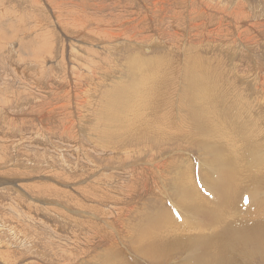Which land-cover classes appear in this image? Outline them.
Instances as JSON below:
<instances>
[{"label": "rangeland", "instance_id": "obj_1", "mask_svg": "<svg viewBox=\"0 0 264 264\" xmlns=\"http://www.w3.org/2000/svg\"><path fill=\"white\" fill-rule=\"evenodd\" d=\"M137 77L145 80L141 102L116 106L128 100L121 93ZM200 114L217 133L214 146L204 141L210 134ZM263 118L264 0H0V264H153L136 249L156 221L192 225L187 238L195 240L198 230L205 244L216 245L223 212L209 217L215 210L201 207L199 193L200 205L192 201L205 214L191 201L184 207L180 190L189 178L181 175L189 168V184L208 197H217L210 176L226 180L220 199L238 192L227 205L231 222L264 215ZM221 139L232 147L225 154ZM239 170L248 174L241 185ZM254 245L239 244L231 264H264ZM188 255L163 264H182Z\"/></svg>", "mask_w": 264, "mask_h": 264}, {"label": "bare ground", "instance_id": "obj_2", "mask_svg": "<svg viewBox=\"0 0 264 264\" xmlns=\"http://www.w3.org/2000/svg\"><path fill=\"white\" fill-rule=\"evenodd\" d=\"M74 25V24H73ZM23 29V28H22ZM21 29V30H22ZM245 32V31H244ZM107 33H109V32H107ZM89 37V36H88ZM74 38V37H73ZM34 39V38H33ZM81 39V38H80ZM213 39V38H212ZM212 41V40H211ZM95 42V41H94ZM120 42V41H119ZM34 43V42H33ZM82 43V42H81ZM126 45V44H125ZM29 46V45H28ZM73 46V45H72ZM79 46V45H78ZM74 48V47H73ZM237 48V47H236ZM113 49V48H112ZM234 49H235V47H234ZM114 50V49H113ZM119 50V49H118ZM194 50V49H193ZM40 51V50H39ZM47 53V52H46ZM49 54V53H48ZM136 57H137V55H135ZM132 57H134V56H132ZM135 58V57H134ZM134 58H131V59H134ZM192 58V57H191ZM119 59V58H118ZM130 59V58H129ZM135 60V59H134ZM136 61H138V59L136 60ZM192 61V60H191ZM202 61V60H201ZM200 62V61H199ZM130 63V62H129ZM143 62H141V64H142ZM145 63V62H144ZM143 63V64H144ZM190 63H192V62H190ZM203 63V62H202ZM132 64H133V61H132ZM131 64V65H132ZM137 64H138V62H137ZM140 64V65H141ZM148 64V63H147ZM211 64V63H210ZM209 64V65H210ZM131 65H130V68L132 69V67H131ZM134 65V64H133ZM139 65V64H138ZM190 65V64H189ZM192 65V64H191ZM194 65V64H193ZM198 66H200V64L198 65ZM197 66V67H198ZM204 66V65H203ZM139 67V66H138ZM137 67V65H136V67L134 66V68L135 69H133V70H137V69H139L138 70V72H141L142 70H140L141 68H138ZM187 67V66H186ZM188 67H190V66H188ZM194 67H195V65H194ZM193 67V69H197L196 67L194 68ZM202 67V66H201ZM205 67H207V66H205ZM204 67V68H205ZM137 68V69H136ZM144 69V68H143ZM190 69V68H189ZM192 69V68H191ZM208 70H210L209 68H208ZM190 71V70H189ZM197 72H199L198 71V69L196 70ZM89 72V71H88ZM131 72V71H130ZM129 72V73H130ZM136 71H134V73H135ZM185 72H187V71H185ZM191 72V71H190ZM90 73V72H89ZM186 74V73H185ZM135 75H136V73H135ZM150 75V74H149ZM195 75V74H194ZM71 76V75H70ZM137 76V75H136ZM136 76H133V77H136ZM191 76V75H190ZM193 76V75H192ZM132 77V76H131ZM145 77V76H144ZM196 77V76H195ZM220 77V76H219ZM218 77V78H219ZM141 77H137V78H135L133 81H132V83L130 82V85L129 86H126V88L124 89V94L123 93H121V96H122V98H123V96L125 97V99L126 98H128V100L126 99V100H124L123 101V104H122V106H119L120 104H115L114 102V100H112L111 98V100H112V102L116 105V106H118V107H124V104H125V102L126 101H130V100H135L136 101V103H138L139 102V100H140V102H141V97H142V92L140 93V91L142 90V84H143V86H144V81H141V80H139ZM196 78H199V76H197ZM221 78H223V77H221ZM78 79V78H77ZM193 78H191V80H192ZM213 78L211 77V80H212ZM151 80H153V79H151ZM188 80H189V78H188ZM190 80V81H191ZM194 80V79H193ZM198 80V79H197ZM205 80V79H204ZM88 81V80H87ZM130 81V80H129ZM141 81V82H140ZM195 81V80H194ZM193 81V82H194ZM215 81V80H214ZM213 81V82H214ZM188 82V81H187ZM192 82V83H193ZM199 82V80L196 82L195 81V83H198ZM221 82V81H220ZM157 83V82H156ZM191 83V82H190ZM192 83H191V85H192ZM222 83V82H221ZM230 83V82H229ZM95 84V83H94ZM129 84V83H128ZM186 84V83H185ZM194 84V83H193ZM206 84V83H205ZM211 84H213V83H211ZM70 85V84H69ZM154 85V84H153ZM189 86H191L190 84H188ZM188 85H186V86H188ZM195 85V84H194ZM197 86H199L198 84H196ZM209 86L210 84L208 83V84H206V86ZM197 86H191V87H195V88H197ZM212 86V85H211ZM225 86V85H224ZM95 87V86H94ZM190 87V88H191ZM200 87H202L201 85H200ZM199 87V88H200ZM204 87V86H203ZM203 87L201 88V89H203ZM97 88H99V87H97ZM96 88V89H97ZM186 88H188V87H186ZM205 88V87H204ZM213 88H215V86L213 87ZM206 89H208L207 87H206ZM205 89V90H206ZM216 89V88H215ZM198 90V89H197ZM210 90H213V89H211V87H210ZM88 91V90H87ZM146 91V90H145ZM194 91H196V90H194ZM116 92H117V90H116ZM198 92V91H197ZM201 92H204L205 93V91H201ZM213 92H215V90H213ZM140 93V94H139ZM183 93H184V91H183ZM187 93V92H186ZM185 93V94H186ZM193 93V92H192ZM191 93V94H192ZM204 93H202L203 94V96H205V94ZM212 93V91L210 92V93H208V94H211ZM232 93V92H231ZM84 94V93H83ZM113 94V93H112ZM119 93H117L116 95H118ZM200 94V93H199ZM214 95V94H213ZM119 96V95H118ZM188 96V95H187ZM199 96V95H198ZM208 97H210L209 95H207ZM232 96V95H231ZM84 97V96H83ZM202 97V96H201ZM233 97V96H232ZM198 98V97H197ZM211 98V97H210ZM214 98V97H213ZM219 98V97H218ZM261 98V97H260ZM259 98V99H260ZM121 99V98H120ZM118 100L117 99V101H120L121 102V100ZM123 100V99H122ZM151 100V99H150ZM198 100V99H197ZM203 100V99H202ZM214 100H215V98H214ZM213 100V101H214ZM261 101V99L259 100V102ZM36 102V101H35ZM189 102V101H188ZM197 102V101H196ZM215 102V101H214ZM217 102V101H216ZM263 102V101H262ZM261 102V103H262ZM30 103V102H29ZM127 103V102H126ZM191 103V102H190ZM194 103H195V101H194ZM129 104V103H128ZM188 104V103H187ZM192 104V103H191ZM197 105H198V102L196 103ZM196 104H194V105H196ZM209 104H211V103H209ZM224 104V103H223ZM127 105V104H126ZM132 105V104H131ZM206 105H208V104H206ZM205 105V106H206ZM221 105V104H220ZM233 106H234V104H232ZM256 105V104H255ZM258 105V104H257ZM108 106H110V105H108ZM134 106V105H133ZM137 106V105H136ZM141 106V105H140ZM142 106H144V105H142ZM202 106V105H201ZM204 106V107H205ZM209 106V105H208ZM211 106V108H213V105H210ZM252 106H253V104H252ZM251 106V107H252ZM117 107V108H118ZM189 107H191V106H189ZM193 107V106H192ZM195 107V106H194ZM232 107V106H231ZM261 107H263V106H261ZM104 108V107H103ZM105 108H107V107H105ZM110 108V107H109ZM112 108H114V106L112 107ZM111 108V109H112ZM121 108H119L120 110H121ZM198 108V107H197ZM196 108V109H197ZM200 108V107H199ZM202 108V107H201ZM209 108V107H208ZM210 108V109H211ZM219 108V107H218ZM229 108H230V106H229ZM233 108V107H232ZM136 109H138V108H136ZM207 109V108H206ZM220 109H223V108H220ZM234 109V108H233ZM245 109V108H244ZM11 110V109H10ZM103 110V109H102ZM109 110V109H108ZM125 109H123V111H124ZM130 111L131 110H134V109H129ZM139 110H141V109H139ZM208 110V109H207ZM230 110V109H229ZM232 110V109H231ZM105 111H107V110H105ZM113 111H114V109H113ZM112 111V113H114L115 114V112H113ZM127 111V110H126ZM246 111V110H245ZM119 112V111H118ZM121 112V114H122V110L120 111ZM219 112V111H218ZM228 112V111H227ZM15 113V112H14ZM105 113V112H104ZM111 113V114H112ZM117 113V112H116ZM124 113H125V111H124ZM210 111L208 112V115L210 116ZM225 113V112H224ZM231 114H232V112H230ZM238 113V112H237ZM110 114V115H111ZM131 114V113H130ZM139 114V113H138ZM218 114V113H217ZM227 114V113H226ZM248 114H250V113H248ZM115 115H117V114H115ZM122 115H124V114H122ZM126 115H128V113L126 114ZM133 115V117H134V114H132ZM143 115V114H142ZM218 115H220V113L218 114ZM223 115V114H222ZM233 115H234V113H233ZM238 115H239V113H238ZM252 115V114H251ZM113 116V115H112ZM111 116V117H112ZM119 116H121L120 114H119ZM118 116V117H119ZM128 116H130V115H128ZM128 116H126V117H128ZM135 116H137V115H135ZM200 116V117H199ZM204 116H207V115H204ZM202 114H200V115H198V117L197 118H200V119H204V120H206V121H203V122H205V124L207 125V127H204V125L205 124H203V126L202 125H200V126H202V127H204L205 129H206V131L210 134V135H208V133H206L208 136H205V138H204V141H205V143L206 144H212V142H213V140H214V142H215V139L213 138L212 139V135H216L217 133H216V131L214 130V128H212L211 126H210V124H208L207 123V119H205V117H204ZM212 116H214V115H212ZM231 116V115H230ZM236 116H237V114H236ZM249 116V115H248ZM116 117V116H115ZM131 117V116H130ZM150 117V116H149ZM193 117V116H192ZM247 117V116H246ZM136 118V117H135ZM214 119H215V117H213ZM248 118H250V117H248ZM260 118V117H259ZM138 119V118H137ZM136 119V120H137ZM198 120L199 122L200 121H202V120ZM209 119H212V118H210L209 117ZM209 119H208V121H209ZM226 119V118H225ZM224 118H223V122H224V124H225V122H226V120H225ZM240 119V118H239ZM252 119V118H251ZM254 119H256V118H254ZM264 119V118H263ZM101 120V119H100ZM128 120V119H127ZM127 120L126 119H123V120H121L120 121V124H121V126L124 128L125 126H126V122H127ZM135 120V121H136ZM186 120H188V118L186 119ZM194 120V119H193ZM213 120V119H212ZM212 120H211V124H212ZM225 120V121H224ZM246 120V119H245ZM250 120V119H249ZM192 121V120H191ZM255 122H256V120H254ZM182 122V121H181ZM186 122V121H185ZM189 122V121H188ZM195 122H196V120H195ZM199 122H196L197 124L199 123ZM210 122V121H209ZM222 122V123H223ZM245 122V121H244ZM247 123H248V121H246ZM250 122V121H249ZM257 122H259V120L257 121ZM110 123V122H109ZM130 123V122H129ZM128 123V124H129ZM134 123V122H133ZM195 123V124H196ZM222 123H217V124H222ZM227 123H229V122H227ZM226 123V124H227ZM251 123H252V121H251ZM150 124V123H149ZM184 124V123H183ZM201 124H202V122H201ZM243 124V123H242ZM147 125V124H146ZM180 125V124H179ZM192 125H193V123H192ZM205 125V126H206ZM216 125V124H215ZM228 125V124H227ZM229 125H231L232 126V123H229ZM235 125V124H234ZM96 126V125H95ZM181 126V125H180ZM197 126V125H196ZM195 126V128H197ZM200 126H199V128H200ZM213 126V125H212ZM220 126V128H221V125H219ZM231 126H229V127H231ZM238 126V125H237ZM245 126V125H244ZM98 127H99V125H98ZM148 127V126H147ZM184 127V125L182 126V128ZM189 127H191L190 125H189ZM201 127V128H202ZM214 127V126H213ZM216 127L217 126H215V129H216ZM228 127V126H227ZM175 127H173V129H174ZM203 128V129H204ZM233 128V127H232ZM243 128V127H242ZM186 129V128H185ZM192 129V128H191ZM219 129V128H218ZM177 130V129H176ZM184 130V129H183ZM187 130H190V128H188ZM192 130H196V129H194V126H193V129ZM197 130H199L198 128H197ZM224 130V129H223ZM222 130V131H223ZM230 130V129H229ZM237 130H238V128H237ZM242 130V129H241ZM173 131V130H172ZM180 131V130H179ZM182 131V130H181ZM203 132H204V130H202ZM225 131L226 132H228L227 131V129L225 128ZM231 131V133H232V130H230ZM230 131L228 132V136H229V133H230ZM246 131V133H247V130H245ZM253 131V130H252ZM108 132V131H107ZM167 132V131H166ZM175 132V131H174ZM184 132H185V130H184ZM219 132V131H218ZM221 132V131H220ZM244 132V131H243ZM165 133V132H164ZM173 133V132H172ZM180 133V132H179ZM183 133V132H182ZM189 133V132H188ZM187 133V131H186V134H188ZM192 132H190V134H191ZM205 133H201L202 135H204ZM222 133L224 134V132H221V133H218L220 136H221V138H222ZM236 133V132H235ZM234 133V131H233V134H235ZM185 134V133H184ZM190 134H189V136H190ZM199 134H200V132H199ZM201 134H200V136H201ZM205 134V135H206ZM226 134H224V135H226ZM232 134V135H233ZM242 135H243V133H241ZM249 134V133H248ZM101 135V134H100ZM167 135V134H166ZM197 135H198V133H197ZM196 135V136H197ZM231 135V136H232ZM237 135H239V133H237ZM241 135V136H242ZM246 135V134H245ZM249 135H251V134H249ZM102 136V135H101ZM179 136V135H178ZM187 136V137H186ZM185 137H186V141H187V138H188V135H186ZM199 136V135H198ZM234 136V135H233ZM232 136V137H233ZM240 136V135H239ZM244 136V135H243ZM243 136L241 137V138H243ZM130 137L131 138H133L134 136H131L130 135ZM192 137H193V139H194V137L195 136H193L192 135ZM201 137H203V136H201ZM217 137V139H220V138H218V135L216 136ZM231 137V138H232ZM247 137V136H246ZM251 138L253 137V136H250ZM250 137H249V139H250ZM170 138V137H169ZM174 138V137H173ZM196 138L197 137H195V139L194 140H196ZM226 138V137H225ZM235 138H236V135H235ZM239 137H237V139H238ZM180 139H182V137L180 138ZM184 139V138H183ZM191 139V138H190ZM190 139H188V141L189 142H192V140L190 141ZM203 139V138H202ZM222 139H224V138H222ZM222 139L220 140V141H222ZM230 139V138H229ZM229 139H228V141H229ZM233 139V141H234V138H232ZM232 139H230V141L232 140ZM245 139V138H244ZM226 140V142H227V139H225ZM247 140H248V138H247ZM185 141V140H184ZM197 141V140H196ZM200 141V140H199ZM198 141V142H199ZM219 141V142H220ZM235 141H236V139H235ZM238 141V143L241 141V139H240V141H239V139L237 140ZM182 142V141H181ZM180 142V143H181ZM201 142H203V141H201ZM243 143H244V140L242 141ZM247 142V141H246ZM246 142H245V144H246ZM253 142V140L250 142V145L251 146H253L251 143ZM134 143V142H133ZM200 143V142H199ZM223 143V141L221 142V144ZM225 143V142H224ZM223 143V147H222V149L223 148H232V147H224V144ZM229 143H231V142H229ZM232 143H234V142H232ZM238 143H234V144H238ZM254 143H255V141H254ZM201 144H204V143H201ZM227 144H228V142H227ZM187 145V144H186ZM207 145V146H208ZM213 146H214V144H212ZM239 145V144H238ZM237 145V146H238ZM242 145V147H241V149L243 148V144H241ZM216 146L219 148L220 147V143L218 144H216ZM215 146V147H216ZM230 146H234L235 147V145H230ZM246 146V145H245ZM250 146V147H251ZM208 147H211V146H208ZM214 147V148H215ZM239 147V146H238ZM21 148V147H20ZM213 148V147H212ZM213 148V149H214ZM237 148V147H236ZM234 148L235 149V155H236V153L240 150V148ZM249 148V147H248ZM216 149V148H215ZM214 149V150H215ZM220 149H221V147H220ZM239 149V150H238ZM247 149V148H246ZM250 149V148H249ZM249 149H247V150H249ZM124 150V149H123ZM216 150H219V149H216ZM238 150V151H237ZM244 150H245V148H244ZM246 150V151H247ZM220 151V150H219ZM224 151V149L223 150H221V152H223ZM231 151H232V153H234V150H232L231 149ZM237 151V152H236ZM246 151H244V152H246ZM124 152V151H123ZM227 152H228V150H227ZM226 152V156L224 157V160H228L227 158H229L228 157V153ZM39 153V152H38ZM216 153H218V155L217 156H219V154H221V153H219V152H217L216 151ZM224 153V152H223ZM232 153H231V155H232ZM239 153V152H238ZM237 153V154H238ZM44 154V153H43ZM225 154V153H224ZM38 155V154H37ZM189 155V154H188ZM231 155H230V157H231ZM239 155V154H238ZM191 156V155H190ZM221 156V155H220ZM223 157V156H222ZM233 157V156H232ZM232 157H231V159H232ZM239 157V156H238ZM1 158V157H0ZM234 158V157H233ZM237 158V155H236V157H235V159ZM202 159V158H201ZM231 159H229L230 161H231ZM239 159V158H238ZM238 159H236L235 161H238L239 162V160ZM181 161H182V158L180 159ZM216 160H217V158H216ZM233 160V159H232ZM258 160H260V159H258ZM181 161H179L180 163H181ZM189 161V160H188ZM192 161V160H191ZM203 161H205V160H203ZM229 161V162H230ZM234 161V160H233ZM234 161V163H236ZM252 160H250V162H251ZM178 162V163H179ZM182 162H185V161H182ZM208 162V161H207ZM222 162H223V160H222ZM228 162V163H229ZM28 163V162H27ZM189 163V162H188ZM203 163H205L206 164V161L205 162H203ZM218 163V162H217ZM227 163V164H228ZM1 164V163H0ZM182 164V163H181ZM187 164V163H186ZM191 164V163H190ZM204 164V165H205ZM221 164H223V166L225 167V170H223L224 169V167H223V171H225V174H227L229 171H227L226 170V166H225V164L224 163H221ZM230 164V163H229ZM237 164V163H236ZM247 164V163H246ZM261 165L263 164V161H262V163H260ZM260 164H258V163H255V162H252L251 163V165H252V167H258V165L260 166ZM180 165V164H179ZM185 165V164H184ZM183 165V166H184ZM215 165H218V164H215ZM214 165V167H217V166H215ZM51 166V165H50ZM177 166V165H176ZM181 167H182V165H180ZM188 167H191V171H192V166H189V164L187 165ZM186 166V167H187ZM207 167L209 166V165H206ZM205 166V167H206ZM219 166H220V163H219ZM228 166V165H227ZM187 167V168H188ZM210 167H212L211 165L209 166V168ZM222 167V166H221ZM239 167H240V165H239ZM238 167V168H239ZM243 167V166H242ZM162 168H164V167H162ZM174 168V167H173ZM179 168V167H178ZM213 168V167H212ZM236 168V167H235ZM246 168V167H245ZM164 169H168V167H166V168H164ZM163 169V170H164ZM184 169H186V168H184ZM208 169V168H207ZM211 169V168H210ZM209 169V170H210ZM217 169V168H216ZM229 169V168H228ZM230 169H231V166H230ZM240 169H242V168H240ZM6 170V169H5ZM155 170V169H154ZM180 170V169H179ZM188 170V171H187ZM186 171L187 172H189L190 170H189V168L187 169ZM212 170V169H211ZM210 170V171H211ZM213 170H215V168H213ZM242 170H244V169H242ZM248 170H249V168H248ZM167 171V170H166ZM176 171V170H175ZM174 171V172H175ZM182 171H183V169H182ZM185 171V170H184ZM183 171V172H184ZM226 171H227V173H226ZM232 171V170H231ZM235 171V170H234ZM240 172V174H241V170H239ZM247 171V170H246ZM245 170H244V172H246ZM155 172V171H154ZM164 172V171H163ZM177 173H178V171H176ZM181 172V171H180ZM187 172H185L184 174H183V176L181 175V177L183 178V180L185 179L186 180V178H189V182H190V177H189V174L187 173ZM237 172V171H236ZM168 173V172H167ZM169 173H172V170H171V172L169 171ZM233 173V172H232ZM239 173H236V175L237 174H239ZM242 173H243V171H242ZM4 174V173H3ZM9 174H10V172H9ZM191 174H192V172H191ZM228 174H230V173H228ZM239 174V175H240ZM244 174V173H243ZM246 175H240V176H238L239 177V185H241L242 183H243V180H245V178L247 177V173H245ZM164 175V174H163ZM173 175V174H172ZM178 175V174H177ZM166 176V175H165ZM204 178L203 179H205V175L203 174L202 175ZM210 176V175H209ZM233 176L235 177V175L233 174ZM167 177H169V176H167ZM172 177V176H171ZM174 177H176V175L174 176ZM178 177V176H177ZM181 177H179L180 179H181ZM238 177H236V178H238ZM164 178V177H163ZM206 178H208V175H207V177ZM221 178V177H220ZM235 178V179H236ZM249 178H250V175H249ZM26 179V178H25ZM31 179V178H30ZM166 179V181H167V179L168 178H165ZM241 179H243V180H241ZM163 180V179H162ZM172 180V179H171ZM177 180H178V178H177ZM191 180H194L193 179V176H192V179ZM206 181H207V179H205ZM248 179H246V181H247ZM168 181L170 182V180L168 179ZM180 181V180H179ZM179 181H178V184H179ZM168 182V184H170ZM177 182V181H176ZM182 182H185V181H182ZM189 182H188V179H187V184H185V183H182V184H184V186L181 184V182H180V187L181 186H183V187H181L182 189L180 190V189H178V188H175V189H177V190H180L181 191V196H182V200L180 199V198H178V200H179V202H178V204L180 205V200L183 202V203H181V204H185V206L184 207H186V205H188L189 206V208H190V205H192L191 203H189L190 201L191 202H193L194 203V201H192V199H195L196 201L195 202H197V196L198 197H201V196H203V204H202V208H204L203 206H204V203L205 204H207V210L209 211V212H213L214 210H215V214L213 215V213L209 216V217H212V218H214L215 217V215H216V213L218 212V211H222L223 212V219H222V221H221V229L220 230H218V231H215L214 232V234L215 233H217V232H219L220 233V231L221 230H223V233H221V234H219L218 236H217V244L215 245V244H213V242H210V243H212V245H210V243L207 245V244H205V243H208V242H205V237L204 236H202V233L200 232V233H198V232H196V231H198V230H196L195 232H193V233H195V234H198V237L194 240V237L193 238H191L190 236V233L192 232V230H190L191 228H193L192 227V225L191 224H193V223H191L190 225H191V228H189V230L191 231L190 233H189V230H188V228H186V229H183V228H181L179 225H175L173 222H171V221H163V222H159V221H156V222H154V223H152V224H148L149 225V228L143 233V237H141L140 239L139 238H137V240L139 241V243H138V248L136 249L137 251H139L138 253H140V255L142 256H144V257H149L150 258V260H152V263L153 264H163L164 263V261L166 260V259H168L169 257L170 258H172V257H174V256H176V254L177 253H179V252H182V253H185V252H187V253H189V255H188V258L186 257L185 258V260H184V262L182 263V264H231V263H233L234 262V259H233V257H232V253H233V251L238 247V245L239 244H241V243H244V245L245 244H255L254 246L255 247H259V249L263 252L264 250H263V248H264V215H255L254 217H250V218H248L247 220H245V219H238V220H236V221H233V222H231V220H229L230 219V211H228V208H227V205H229V203H230V201L233 199V197L235 196V195H237L238 194V192H232V193H230V194H227V195H225V196H223L221 199H220V195H219V192H218V190L217 189H219V190H221V189H226L227 187H228V184H227V182H226V180H223V179H221V180H219L218 181V179H216V181H215V178H213L212 176H210L209 177V180H208V183L210 182L211 183V185L210 186H208V187H210V189H211V187H212V190L214 191V193H215V195L217 196V197H208V196H206V195H204V194H202L199 190H198V188L196 187H194L193 185H195V181H193L194 183L192 184V182H191V185L189 184ZM165 183V182H164ZM173 183H175V181H173ZM207 183V184H208ZM209 183V184H210ZM23 184H24V182H23ZM171 184H172V182H171ZM170 184V185H171ZM206 184V185H207ZM164 185V184H163ZM165 185H167V183L165 184ZM173 185V184H172ZM21 186V185H20ZM19 186V187H20ZM27 186V185H26ZM145 186V185H144ZM176 187H177V183H176V185H175ZM22 187V186H21ZM128 187V186H127ZM173 187H174V185H173ZM173 187L171 186V188L173 189ZM179 187V188H180ZM8 188V187H7ZM170 188V187H169ZM168 188V189H169ZM238 188H239V186H238ZM238 188H237V190H238ZM9 189V188H8ZM12 189V188H11ZM22 189H23V187H22ZM125 189H127V188H125ZM171 190V189H170ZM176 190V191H177ZM20 191V190H19ZM24 191V190H23ZM129 191V190H128ZM174 191V190H173ZM40 192V191H39ZM178 192L179 191H177L176 192V194L178 195ZM24 193V192H23ZM126 193H129V192H126ZM131 193V192H130ZM133 193V192H132ZM200 194V196L199 195H197L196 196V194ZM124 194V193H123ZM174 194H175V192H174ZM175 194V195H176ZM176 195V196H177ZM61 197V196H60ZM178 197V196H177ZM219 199V200H218ZM200 200H202V199H200ZM56 201V200H55ZM120 201V200H119ZM150 201V200H149ZM218 201H219V206H218V208L215 206V204H217L218 203ZM200 202V201H199ZM189 203V204H188ZM198 203V202H197ZM196 203V205H200V203H198L197 204ZM195 205V203H194V205H192L193 207L195 206V208L196 207H198V208H196V209H202L200 206H196ZM218 205V204H217ZM182 206V205H181ZM180 206V207H181ZM206 206V205H205ZM213 206V208H217V209H211V210H209L211 207ZM215 206V207H214ZM225 206H226V208H227V210H225ZM192 207V208H193ZM200 207V208H199ZM123 208V207H122ZM121 208V209H122ZM191 208V209H192ZM183 209V208H182ZM185 210H187V209H184L183 211L185 212ZM190 210V209H189ZM206 210V209H205ZM204 209H202L201 210V213H203V214H205V211ZM213 210V211H212ZM191 211V210H190ZM206 212L207 213V215H209V212ZM16 212V211H15ZM136 212H137V210H136ZM138 213V212H137ZM139 213H141V212H139ZM193 214V213H192ZM239 214V213H238ZM242 214L243 215H240V216H244L245 214H244V212L242 211ZM134 215V214H133ZM139 215V214H138ZM197 215V214H196ZM200 215V214H199ZM198 215V216H199ZM202 215V214H201ZM207 215H206V217H207ZM213 215V216H212ZM143 216V215H142ZM189 216V215H188ZM84 217V216H83ZM192 217V216H191ZM128 218V216H126V219ZM193 218H195V217H192V219ZM197 218V217H196ZM202 218V217H201ZM211 218V219H212ZM125 219V220H126ZM130 219V218H129ZM198 219V218H197ZM210 219V218H209ZM4 220V219H3ZM179 220V219H178ZM191 220V219H190ZM207 220H208V218H207ZM182 221V220H181ZM192 221V220H191ZM199 221V220H198ZM1 222V221H0ZM202 222V221H201ZM200 222V223H201ZM5 223V222H4ZM77 223V222H76ZM125 223H127V222H125ZM130 223V222H129ZM195 223H196V221H195ZM0 224H2V223H0ZM6 224V223H5ZM5 224L3 225V227L5 226ZM197 224H199L198 222H197ZM204 224V223H203ZM205 224H207V223H205ZM204 224V225H205ZM194 225V224H193ZM201 225V224H200ZM222 226L225 228V229H222ZM1 227V226H0ZM6 227V226H5ZM5 227H4V229H5ZM10 227V226H9ZM30 227V226H29ZM196 226H194V228H195ZM20 228V227H19ZM34 228V227H33ZM3 229V230H4ZM6 229H8V228H6ZM9 229H12V228H9ZM14 229H17V228H14ZM127 229V228H126ZM134 229V228H133ZM146 229V228H145ZM196 229V228H195ZM195 229H193V230H195ZM2 230V229H1ZM2 230V231H3ZM6 231V230H5ZM11 231V230H10ZM18 232H19V230H17ZM126 231V230H125ZM1 232V231H0ZM17 232V233H18ZM128 232V231H127ZM208 232V231H207ZM206 232V233H207ZM210 232V231H209ZM11 233H12V231H11ZM20 233V232H19ZM40 233V232H39ZM142 233V232H141ZM187 233H189L188 235H190L189 236V238H187L188 237V235H186ZM211 233V232H210ZM1 234V233H0ZM14 234V237H15V235H17L18 236V239H19V241H21V239L19 238V235L18 234H15V232L14 233H12V235ZM199 234H201L200 236H199ZM203 234H205V232L203 233ZM207 234H209V233H207ZM212 234H213V232H212ZM141 235V234H140ZM210 235V234H209ZM208 235V236H209ZM26 236V235H25ZM41 236V235H40ZM187 236V237H186ZM216 237V236H215ZM16 238V237H15ZM29 238V237H28ZM103 238V237H102ZM212 238L213 237H211V241H212ZM1 239V238H0ZM17 240V239H16ZM31 240V239H30ZM63 240V239H62ZM213 240H215V239H213ZM2 241V240H1ZM34 241V240H33ZM23 241H21V243H22ZM215 242V241H214ZM215 242V243H216ZM20 243V242H19ZM64 243V242H63ZM30 245V244H29ZM59 245V244H58ZM112 245V244H111ZM18 246V245H17ZM248 246V245H247ZM253 246V247H254ZM1 247V246H0ZM136 247V246H135ZM246 247V246H245ZM110 248H112V247H110ZM6 250V249H5ZM252 250V249H251ZM11 251V250H10ZM24 251V250H23ZM246 251H247V249H246ZM213 252V253H212ZM174 253V254H173ZM260 254V253H259ZM108 255V254H107ZM106 255V256H107ZM262 255L264 256V252L262 253ZM110 256V255H109ZM142 256V257H143ZM106 258H108V257H106ZM106 258H105V260H106ZM108 259H111V258H108ZM113 261V260H112ZM108 262V261H107ZM115 263V262H114ZM117 263H118V261H117ZM108 264V263H107ZM121 264V263H120Z\"/></svg>", "mask_w": 264, "mask_h": 264}]
</instances>
